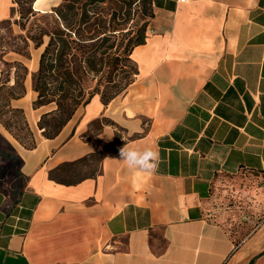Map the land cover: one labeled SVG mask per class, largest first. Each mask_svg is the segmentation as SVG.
Returning a JSON list of instances; mask_svg holds the SVG:
<instances>
[{
	"label": "crops",
	"instance_id": "crops-1",
	"mask_svg": "<svg viewBox=\"0 0 264 264\" xmlns=\"http://www.w3.org/2000/svg\"><path fill=\"white\" fill-rule=\"evenodd\" d=\"M152 9L123 93L32 149L6 138L24 181L0 187V264H264V0ZM125 143L158 170L129 169Z\"/></svg>",
	"mask_w": 264,
	"mask_h": 264
},
{
	"label": "trees",
	"instance_id": "trees-1",
	"mask_svg": "<svg viewBox=\"0 0 264 264\" xmlns=\"http://www.w3.org/2000/svg\"><path fill=\"white\" fill-rule=\"evenodd\" d=\"M137 1L145 0H63L50 11L39 13L30 27L19 22L26 33L13 35L15 42L2 53L12 50L29 57L32 42L36 48L43 46L39 67L32 72V90L37 93L35 108L55 104L39 122L46 137L56 136L94 95H100L102 102L108 104L134 81L137 68L131 54L145 42L148 21L139 36H131L126 44L124 38L132 33V28L123 25ZM28 14L38 12L30 9ZM2 62L9 67L18 65L14 84H9V75L0 76V97L6 92L9 107L10 100L26 94L29 70L23 65L20 70L17 62ZM16 138L28 149L36 147L35 141L27 146Z\"/></svg>",
	"mask_w": 264,
	"mask_h": 264
},
{
	"label": "rangeland",
	"instance_id": "rangeland-1",
	"mask_svg": "<svg viewBox=\"0 0 264 264\" xmlns=\"http://www.w3.org/2000/svg\"><path fill=\"white\" fill-rule=\"evenodd\" d=\"M12 1L14 5L11 17L6 20L7 22L0 21V76L8 77L9 75V84L12 85L17 75L18 65L9 67L3 64L2 60L11 63H20L21 66L19 64L20 67H18L21 68L20 70H22V65L26 66L29 70V74L25 80L26 94L24 96L10 100L9 107H6V92L2 93L0 97V187L5 188L9 193H17L24 178L19 173L20 160L16 157L7 139L11 140V142L17 146H23L16 138L19 137L27 146H31L34 141L37 143V139L46 137L43 129L40 128L39 122L42 114L53 109L55 104L52 103L47 106L35 108L33 103L37 98V93L32 92V72L36 71L39 67V59L43 46L36 48L32 42L29 57L12 50H7V52L2 53V50L8 49L9 46L15 42L13 35L26 33L27 29L21 27L19 24L20 21L26 22L27 27H30L32 22L36 19V16H39V13L50 11L63 0H59L58 4H55V1H50L48 6L49 9L46 11L36 10L34 8L35 2L31 0ZM38 6L39 5H37V7ZM30 9L38 12V15L28 14ZM152 10V3L148 0L137 1L133 4L129 19H127L123 25V27L132 28V33L124 38L123 44H126L128 38L131 36H139V30L149 21ZM22 16L25 18H21ZM124 31H126V29ZM84 173H88L85 168L81 174Z\"/></svg>",
	"mask_w": 264,
	"mask_h": 264
},
{
	"label": "clouds",
	"instance_id": "clouds-1",
	"mask_svg": "<svg viewBox=\"0 0 264 264\" xmlns=\"http://www.w3.org/2000/svg\"><path fill=\"white\" fill-rule=\"evenodd\" d=\"M119 160H122L129 169L144 174H152L159 167V153L151 147L143 149L125 143L119 149Z\"/></svg>",
	"mask_w": 264,
	"mask_h": 264
}]
</instances>
